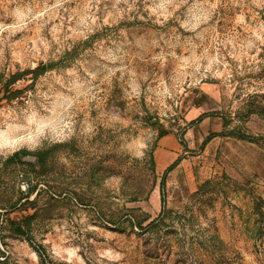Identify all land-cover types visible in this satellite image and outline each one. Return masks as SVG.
I'll return each instance as SVG.
<instances>
[{
    "label": "rangeland",
    "instance_id": "374dc122",
    "mask_svg": "<svg viewBox=\"0 0 264 264\" xmlns=\"http://www.w3.org/2000/svg\"><path fill=\"white\" fill-rule=\"evenodd\" d=\"M15 73L0 264H264V0H0Z\"/></svg>",
    "mask_w": 264,
    "mask_h": 264
},
{
    "label": "trees",
    "instance_id": "16d2710c",
    "mask_svg": "<svg viewBox=\"0 0 264 264\" xmlns=\"http://www.w3.org/2000/svg\"><path fill=\"white\" fill-rule=\"evenodd\" d=\"M45 66L43 63H40L36 68L32 69L30 71V73L34 74V77H37L38 75H41L42 73H44L45 71ZM22 74L21 73H15L13 74L8 81H6L5 83H3L0 91L3 93L2 98H5L7 100L12 99L13 97L17 96L19 92H21V89L19 88H15L13 85L19 81V79L21 78ZM26 152H18L16 153V157L19 159V155L23 154L25 155ZM20 160V159H19ZM174 165V164H173ZM34 190V188H30L29 192H32ZM28 192V193H29ZM155 220L152 221L150 223V225H154L155 224ZM139 227L142 229L143 226L142 224H139Z\"/></svg>",
    "mask_w": 264,
    "mask_h": 264
},
{
    "label": "water",
    "instance_id": "95a60500",
    "mask_svg": "<svg viewBox=\"0 0 264 264\" xmlns=\"http://www.w3.org/2000/svg\"><path fill=\"white\" fill-rule=\"evenodd\" d=\"M20 158H21V159H23V158H24V156H23V155H20Z\"/></svg>",
    "mask_w": 264,
    "mask_h": 264
},
{
    "label": "flooded vegetation",
    "instance_id": "af4514ba",
    "mask_svg": "<svg viewBox=\"0 0 264 264\" xmlns=\"http://www.w3.org/2000/svg\"><path fill=\"white\" fill-rule=\"evenodd\" d=\"M21 155V154H20ZM20 155H19V158H20Z\"/></svg>",
    "mask_w": 264,
    "mask_h": 264
}]
</instances>
